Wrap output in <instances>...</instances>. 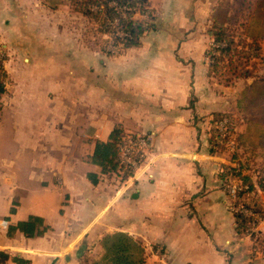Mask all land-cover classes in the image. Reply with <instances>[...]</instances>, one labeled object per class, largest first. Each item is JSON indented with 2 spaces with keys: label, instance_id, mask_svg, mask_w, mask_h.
<instances>
[{
  "label": "crops",
  "instance_id": "obj_1",
  "mask_svg": "<svg viewBox=\"0 0 264 264\" xmlns=\"http://www.w3.org/2000/svg\"><path fill=\"white\" fill-rule=\"evenodd\" d=\"M54 1L61 13H78ZM148 1L167 27L105 54L63 39L62 31L75 30L55 25L48 2L0 0V36L15 51L0 110V251L30 264H92L101 238L123 231L141 244L145 264H264L260 178L247 166L242 172L263 211L253 238L237 232L223 185V168L235 159L209 141V116L233 110L197 92L211 78L204 52L215 0ZM115 125L146 139L129 177L100 173L89 161ZM30 215L43 218L44 233L7 234Z\"/></svg>",
  "mask_w": 264,
  "mask_h": 264
},
{
  "label": "trees",
  "instance_id": "obj_2",
  "mask_svg": "<svg viewBox=\"0 0 264 264\" xmlns=\"http://www.w3.org/2000/svg\"><path fill=\"white\" fill-rule=\"evenodd\" d=\"M111 3L125 7L124 14L116 12L115 6L110 5ZM74 9L88 20L98 21L100 33L107 34L118 51L139 45L145 34L155 31L158 27L157 16L150 7L148 0H74ZM229 11L228 0H221L210 12L206 30L209 39L204 52L209 76L218 73L227 64L232 68L241 65L243 60L249 59L247 49L254 45L258 48L257 37L264 39V0H255L253 11L250 13L249 33L254 38L252 42H247L245 38L240 39L237 36L230 25ZM136 13H140L143 18H135ZM115 19L118 20V24L112 26ZM108 54H112V52H108ZM5 78L6 72L2 65V59H0V95L6 91ZM195 100L196 98L192 96L189 105L191 108L194 107ZM238 104L244 109L246 108L251 116L246 127L248 132L245 136L246 139L253 142L255 147H261L263 160L261 172L258 175L260 185L264 189V79L253 81L247 85L241 92ZM224 117L231 116L226 112L212 113L209 141L211 147L217 150H222V148L218 140L216 122ZM136 140L135 135L125 133L120 125H115L106 141L97 140L95 142L89 161L100 167V173H122V176L129 177L133 175L136 165L141 161L142 151L137 148L131 150V158L136 163L134 166L122 160L120 149L122 145ZM230 176L236 178L245 187L237 193V199L232 203H242L263 215L256 199L247 195L253 191L250 178L234 166H225L222 171L224 187L228 183L227 178ZM87 178L92 184L98 182V174L94 172L87 173ZM234 217L237 232L240 234L247 233L255 238L251 228L252 218L238 212H234ZM46 229L47 226L44 224L43 218L30 215L25 220L9 225L7 234L13 235L16 231H20L25 236L32 237L44 233ZM100 244L103 253L92 264H145L141 244L127 232L107 233L101 238ZM8 260L14 264H30L26 258L0 251V264H7Z\"/></svg>",
  "mask_w": 264,
  "mask_h": 264
},
{
  "label": "rangeland",
  "instance_id": "obj_3",
  "mask_svg": "<svg viewBox=\"0 0 264 264\" xmlns=\"http://www.w3.org/2000/svg\"><path fill=\"white\" fill-rule=\"evenodd\" d=\"M43 1L48 2L51 9L54 10L53 13H55V25H57V27H61L63 30H66V28L70 27L75 30L73 32L62 31L61 34L63 39H70L71 36L73 39H78L79 43L84 44L85 47L88 44L95 46V48L102 49L105 54L112 52H107L104 49L106 48L108 50L110 48L109 50H112L114 49L113 46L115 45L112 44L110 41L111 39L107 34L100 33L98 21L88 20L78 11L76 14L74 10H71V7H65L63 10H67V8L69 9L66 13L62 12V14L60 12L61 10H58L59 7L55 5L54 0ZM219 1L221 0H215L214 5H216ZM63 2H68L69 4L71 3L72 7L74 8V0H63ZM228 2L230 5L229 16L232 29L236 32L240 39L245 38L247 42H252V40L254 41L253 36L249 33V17L250 13L253 11L255 0H228ZM70 12L72 13L70 14ZM154 14L157 16V28H159L160 25L167 27L168 20L166 18V14L163 13L161 15L162 17L160 16L162 19H158L159 15L155 10ZM134 17L138 19L143 18L140 13H136ZM8 42L9 43H7L2 36H0V58L2 59V65L6 72V91L8 90V86L11 84L8 65L12 60L11 58L15 54V51L13 49L11 50L6 45L8 44L10 47H12L13 43L10 41ZM256 42L258 44V48L255 45L252 46L253 49L250 51L249 59L246 61L243 60V63L238 65L236 68L229 67V64H227V66H225L221 71L218 73H213L210 76L207 74L206 69L207 76L211 78L205 83H202V87L199 88L197 92H205V99H203V102L214 104L216 101L220 100L222 103L220 104L222 109L233 110L232 114L230 112L228 113L231 116L229 118L232 122V130L230 131L231 134L222 143L219 142V144L222 148V151L226 153L228 157L235 159L233 163L235 167H237L241 172H247V167H249L252 172L254 170L255 174L259 176L258 174L261 172L262 168V158L260 156L261 147H255L256 149H253V143L250 142L249 139H246L245 136L248 134V132L245 131V128L247 127L248 122L250 121L249 118H251V116L246 108L244 109L241 107V105H239L240 103L238 104V99L241 97V92L247 86L248 82H251L252 80L256 81L264 79V39L257 37ZM252 50H254V53ZM204 60L206 61L205 57ZM236 63H238V61H236ZM6 91L0 95V110H2V107L4 106L3 102L6 100ZM195 105L197 110H202L200 103L196 102ZM211 119L212 115L207 119L208 128L211 127ZM240 127H244V129L242 131L243 133L241 132L237 139L235 130H239ZM6 137L7 134L5 135V138ZM237 160L240 161V165L238 163V165L235 164ZM234 179L236 178H232L231 180ZM253 232L255 234L254 230Z\"/></svg>",
  "mask_w": 264,
  "mask_h": 264
},
{
  "label": "built area",
  "instance_id": "obj_4",
  "mask_svg": "<svg viewBox=\"0 0 264 264\" xmlns=\"http://www.w3.org/2000/svg\"><path fill=\"white\" fill-rule=\"evenodd\" d=\"M110 5L115 6V10L119 14H124L125 7L118 6V5H116V3H111ZM117 24H118V20L115 19L112 22V26H116ZM113 47H114V49L109 50L110 49L109 48L108 50L112 51V52H117L118 48L116 46H113ZM251 49H253V47L247 49L249 54H250ZM253 51L254 50H252V52ZM216 129L218 132V140L220 143H222L231 134L230 131L232 130V122H231L230 118L224 117V118L218 120L216 122ZM145 146H146V139H144L143 137H138L135 142H131L129 144L122 145L121 149H120L122 160L125 162H129L135 166L136 163L131 158V150L136 149V148L139 150H142ZM244 188L245 187L236 179L229 181L225 185V190L231 199L230 209L233 212H238V213L243 214L244 216H248V217L252 218L253 221H252L251 228L254 229L256 224L262 219L261 213L258 211H254L252 208H248V207L244 206L242 203H237V204L232 203V202H234V200L237 199V193L239 191L243 190ZM247 195L250 196V193H247ZM3 223H5V222H3Z\"/></svg>",
  "mask_w": 264,
  "mask_h": 264
}]
</instances>
